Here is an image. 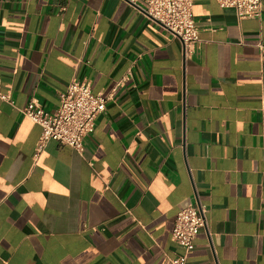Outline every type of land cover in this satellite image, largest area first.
Wrapping results in <instances>:
<instances>
[{
	"label": "crops",
	"instance_id": "0c3cea01",
	"mask_svg": "<svg viewBox=\"0 0 264 264\" xmlns=\"http://www.w3.org/2000/svg\"><path fill=\"white\" fill-rule=\"evenodd\" d=\"M193 13L185 57L129 0H0V264H171L187 200L208 209L187 264H264V11ZM77 77L114 97L83 151L37 153L21 109Z\"/></svg>",
	"mask_w": 264,
	"mask_h": 264
},
{
	"label": "built area",
	"instance_id": "2783aa9c",
	"mask_svg": "<svg viewBox=\"0 0 264 264\" xmlns=\"http://www.w3.org/2000/svg\"><path fill=\"white\" fill-rule=\"evenodd\" d=\"M151 21L156 22L176 37L185 57H190L200 40L199 27L193 13L194 0H129ZM224 8H232L239 18L261 17L264 0H219ZM264 55V44L259 43ZM129 76L117 82L120 85ZM114 97V90L108 94L95 93L89 78H73L65 91L59 94V105L55 110H46L37 101H30L21 112L38 123L41 136L37 153L49 139L62 145L83 151V141L96 126V118L104 112L107 103ZM0 98L12 102L10 94L2 90L0 72ZM204 205L190 200L183 202L178 210L172 230V239L179 247V253L169 257L171 264H187L189 252L194 248V240L200 230L207 227Z\"/></svg>",
	"mask_w": 264,
	"mask_h": 264
}]
</instances>
